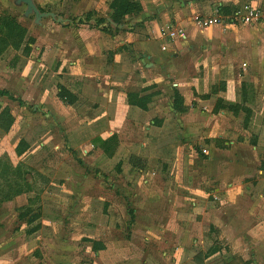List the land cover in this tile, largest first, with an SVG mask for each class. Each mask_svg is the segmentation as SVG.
<instances>
[{
	"label": "rangeland",
	"instance_id": "rangeland-1",
	"mask_svg": "<svg viewBox=\"0 0 264 264\" xmlns=\"http://www.w3.org/2000/svg\"><path fill=\"white\" fill-rule=\"evenodd\" d=\"M34 1L41 10L55 13L72 27V0L66 3L64 0ZM246 1L227 0L228 4L212 16H193L194 35L187 36L184 42L186 55L181 65L183 67L175 69L185 83L182 106L185 111L177 110L175 102L173 109L184 114V118L172 119L170 127L160 135L156 131L152 134L147 132L149 126L145 123L143 127H137L134 120L122 121L121 124L125 123V144H146V147L141 146V152L137 149L138 156L125 153L127 156L123 157L122 164H116V160L109 168L103 166L106 158L94 154V149L89 152L86 145L79 152L72 150V126L76 127V123L72 120L69 110L72 105L69 103L74 101V97H67L65 102L60 99L67 110H59L63 116L59 120L50 119L47 116L49 111L42 108L34 111V101L22 110L19 102L3 99L16 115L14 125L17 129L21 127L22 131L25 121L27 130L22 131V136L20 130L13 132L11 139L7 138L8 134L0 132V155H7L13 167H18L21 157L14 146L18 139H25L29 143H25L29 145L26 148V160L21 162L22 176L26 180H19L16 189L22 188L24 191L28 189L27 184L31 188L29 193L14 196L0 188V202L5 195L11 196V200L19 197L14 207L17 210L15 219L9 215L8 207L0 206L4 210L1 209L0 213L8 218L0 227V264H106L104 260L112 256L110 252L118 257L114 264H146L142 256L149 250L156 255L152 264H162L163 252H173L176 250L174 247L184 246L188 257L183 264H195L192 249L197 252L201 247H205L203 252H220L216 264H227V260L235 255L236 239L242 236L234 238L230 231H221L218 225L223 222L228 226L231 221L222 214L218 215V210L244 205L245 209L255 208L258 213L262 208L263 202L256 195L258 192L264 194V183L261 181L264 178V147L261 145L256 148L254 136L246 131L250 111H244L242 104H224L220 89L224 80L235 81L239 102L251 99L257 102L256 106L264 109V27L214 25L202 28L197 20L212 18L219 21L224 16H230L235 7ZM25 11V6H17L13 0H0V16L9 14L17 18L28 27L30 35L36 37L39 26L34 23L35 16L26 18ZM108 28L111 29L110 26ZM13 54L10 51L0 60L2 85L6 82L4 76L11 75L5 69L14 68L16 74L11 76L14 79L25 63V57H14ZM196 77L206 78L200 82V88L191 85ZM61 87L58 85L56 92L59 93ZM22 89L28 92L29 99L35 97L36 88L31 89L28 82H24ZM135 89L131 84L127 91L135 92ZM198 89L203 93L200 94L202 96L198 95ZM227 90L229 86H226ZM176 95L174 93V98ZM15 96L22 98V94L17 92ZM200 98L202 103L198 100ZM184 101L194 110L192 113L189 114V107L184 106ZM163 121L155 120L154 125L150 124L162 127ZM194 123L203 127L204 132L186 136L184 131L192 133L189 128ZM212 132L215 138L206 137ZM99 138L93 139L97 146L101 144L98 143L101 141ZM22 147L25 148L24 145ZM84 151L89 152L88 162L83 161ZM124 161L126 167L122 168ZM0 183L4 184V181L0 180ZM73 192L95 197L90 201L91 209L95 212L91 216L94 221L85 227L87 230L72 227ZM106 194L108 198L101 199ZM245 194L253 199L247 200ZM29 199L36 214L39 212L43 215L31 226L25 220H19V213L23 206L29 205ZM41 202L44 209L40 206ZM227 202L231 206H227ZM20 204L24 205L20 208ZM106 215L112 224L107 232L101 228L106 226ZM254 217H242L237 222L244 226L246 222L251 223ZM260 217L264 221V217ZM38 225H43L44 229L36 234H27L29 228ZM22 226L26 227V234L23 233V238H15L13 235ZM250 228L244 226L247 240L251 239ZM160 235L164 238L163 244L162 241L156 242L159 241L156 237ZM9 240H14L11 248L4 244L10 243ZM36 240H40L38 245ZM94 240L100 242L95 243ZM150 241L155 243L154 248L148 246ZM107 244L116 245L107 250ZM237 257L232 260V264H244L247 261L248 264H256L252 259Z\"/></svg>",
	"mask_w": 264,
	"mask_h": 264
},
{
	"label": "crops",
	"instance_id": "crops-1",
	"mask_svg": "<svg viewBox=\"0 0 264 264\" xmlns=\"http://www.w3.org/2000/svg\"><path fill=\"white\" fill-rule=\"evenodd\" d=\"M113 1L72 0V27L69 26L65 19H63L64 23H59L51 17H44L39 24L34 22L39 26L38 31H36L37 34H35L36 37L30 35L31 33L27 27L28 37L36 39V44L31 45L32 50L28 56L24 54V49L15 51L12 48L7 49L0 56L1 60L5 54L13 51L14 57H25V63L14 79L11 78L12 75L16 74L14 68H9L10 70L5 69V71L8 70L11 73L9 77L4 76L6 78L5 85L1 84L3 73L0 71V90H8L14 96L16 92L22 94L21 100L24 102L20 106L22 110L26 109V105L28 106L34 101L36 102L34 111H40L42 108L49 111L47 116L50 119L52 117L59 120L63 118L62 112L59 110L64 109L66 111L67 109L58 97L56 87L61 85L73 95L74 103L72 106H69V110L72 112V120L76 123V127L72 126V139L74 141V145H72L74 149L72 148V150L79 152L84 145L88 147L87 150L89 152L91 149H94V154L106 158L105 160L107 161L103 166L107 168L116 160V164H122L123 157H126L127 154L137 155V149L138 152H141V146L146 147V144L137 146L135 144L127 145L124 143L123 135L125 132L123 129L125 127L123 126L125 123L121 124L122 121L134 120L137 127H143V123H145L149 126L146 129L147 132L152 134V132L156 131L155 133L160 135L170 127L172 119L184 118V114L176 110L175 112L173 109V102L176 99V97L174 98V93L185 100L183 89L185 83L178 76L175 69L183 67L181 65L184 64V56L186 55L184 53V42L187 36L194 35L193 16L196 14L206 15V17L212 16L217 10L219 12V10H222L228 4L226 3L227 0H216L215 2L214 0H130L139 5L140 11L124 15L122 19L124 23L116 24L112 18L113 10L111 9V4ZM254 1L256 0H247L245 3H240L233 11ZM66 2L67 0H64V3ZM100 19L104 22L100 26H97V21ZM108 26L111 28L109 31H102L103 27ZM258 27L264 26L252 28ZM172 33H175V36H172ZM19 52L21 54L18 55ZM203 63L205 64V61ZM19 80H21L23 86H21ZM205 80L206 78L204 77L193 78L191 85L200 88V82ZM24 82H28L31 89L36 88L33 99H29L28 92L22 89L24 88ZM224 82H227L229 90L223 92V95L220 96L223 99V103H230L228 105L242 104L245 108L249 109L250 122L246 131L250 136H254L256 148L261 145L264 147V109L256 106L257 102L251 99L239 102L235 81L224 80ZM131 84L136 88L135 90H140L141 97L151 98L146 111L129 104L127 96L129 91L127 90ZM213 86L211 89H213ZM197 93L198 95L203 94L200 89L197 90ZM210 93H212V90ZM5 98L12 101L8 97L0 96V106L2 107L0 113L4 108L9 107L7 102L3 101ZM198 100L200 103L203 102L201 98ZM166 101L167 103L165 104ZM184 103V106L188 108L189 104L185 101ZM200 103L198 106H200ZM9 108L16 121L13 109ZM188 111L190 114L194 110L189 107ZM24 118L27 119V116L24 115ZM155 120H164L163 126H151L150 123L154 125ZM23 123H26V125L22 131H25L27 130V122L23 121ZM198 125V123H194L189 128L193 132L187 133V131H184V134L186 136L201 135L204 130L203 127H199ZM18 130H20V136H22L21 127L17 129L14 124L8 132L0 128V132L8 134L7 138L9 139H11L12 133ZM213 133L206 137L215 138L216 136ZM97 136L104 141L109 140L113 136L117 137L115 143H113L114 150L113 148H111L112 150L109 148L112 153L114 151L112 156H109L102 148L93 144L92 140ZM220 137L218 136V138ZM22 140L27 142L25 139H18L14 149L17 148ZM96 148H98V152H96ZM88 151H84L86 154L85 156L82 155L84 156L83 161L88 162L90 156ZM27 152L20 156V164H23L21 163L23 161L25 162ZM86 165L90 166L89 164ZM125 167L124 161L122 168ZM261 181L264 183V178ZM255 187L258 188L257 186ZM258 193L256 197L259 196V201L262 200L263 202L262 208L258 213L255 208L245 209L244 205H236V208L218 210V215L222 214V216L226 217V220L231 221L228 226L223 222L220 223L218 226L221 231L223 233L225 229L230 231L234 235V238L239 237V235L242 236L236 239L238 244H234L236 246L234 247L235 255L227 260V264L231 263L235 256L243 257L245 260L252 259L256 264H264V221L260 217L261 215L264 217V194L262 192ZM107 198L108 194L104 195L101 199L105 200ZM120 198L123 199L122 196ZM245 198L247 200L253 199L249 198L248 194H245ZM92 199L94 200L95 197L91 198V195L83 192L72 193V227L74 229L87 230L85 227L94 221L91 217L95 213L91 209L92 204H90V201ZM18 201L19 197L9 202H2L0 206L3 205L4 208L8 207L9 215L14 216L17 214V210L14 208L15 202ZM42 202L40 206L43 208ZM23 205L20 204V208ZM227 206H231V204L227 202ZM111 207L113 208L114 204ZM1 209L4 211L3 208ZM249 216L255 217L251 223L246 222L245 224L247 227H251L249 232L251 233V239L247 240L244 237L245 233H247L244 229L245 225L240 226L237 221L242 220V217ZM105 218L106 226L101 228L107 232L111 229L110 225L112 224L108 222L107 215ZM7 219L4 217V213H0L1 228V225ZM43 225H41L40 230L44 227ZM25 226H22L13 236L15 238L17 236L23 238V233L26 234ZM101 228L100 230H102ZM26 237H33V235ZM156 239H159L156 242L162 241L161 243H164V238L161 235L157 236ZM39 241H35L36 245H38ZM8 242L10 243L5 242L4 244L9 245V248H11L10 246L13 245L14 240H9ZM28 242L31 243L29 240ZM150 242L148 246L154 248L155 243ZM115 245L107 244V250L114 248ZM185 247H174L176 250L173 252H163L164 258H162L161 263L166 264L172 261L174 264H183L188 257L185 254ZM204 248L201 247L197 252L192 249L195 253L192 259L198 253L203 252ZM8 252L10 254L11 249ZM110 254L112 256L104 260L106 264H114L118 260L116 255L112 252ZM219 255L220 252H216L207 258L204 264H216L219 262L217 261ZM133 256L136 257V255ZM142 257L146 259V264H152L156 255L152 253V250H149ZM220 264L225 263L222 262Z\"/></svg>",
	"mask_w": 264,
	"mask_h": 264
},
{
	"label": "trees",
	"instance_id": "trees-1",
	"mask_svg": "<svg viewBox=\"0 0 264 264\" xmlns=\"http://www.w3.org/2000/svg\"><path fill=\"white\" fill-rule=\"evenodd\" d=\"M111 9L113 10L112 18L117 24H122V21H123L122 19L124 15L130 12L140 11L139 5L137 3L131 2L130 0H114L111 4ZM40 11L45 12L41 9ZM103 22L104 21L102 19L98 20L97 26H100ZM102 31L107 32L109 31V28L103 27ZM32 44H35L34 38L28 37V29L23 24H21L17 20V18H14L13 16L9 14H4L3 16H0V56L9 48H12L15 51H20L24 49V54L28 56L32 50V47H31ZM222 85L223 86L220 89V91L225 92L227 82H223ZM140 94H141L140 90L135 91V92L129 91L127 93L129 104L131 106L138 107L143 111H146L148 109V104L150 103L151 98L141 97ZM0 96L8 97L12 101L19 102L20 105L24 104V102L20 98L15 97L8 90H0ZM206 96L207 95H205L204 97ZM58 97L65 102V99L67 97H73V95L65 87H61L60 92L58 93ZM73 103L74 101H71L69 104L72 105ZM182 106H183V98L177 94L176 99H175V107L179 111H185V108ZM1 109L2 107L0 106V110ZM245 110L249 113V109L245 108L244 111ZM14 122H15V118L12 116L10 108L9 107L4 108L0 113V128H2L5 132H8L11 126L14 124ZM100 139L101 141L98 142L99 144L101 143L99 147L102 148L106 154H108L109 156H112L114 154V151L112 153L111 148H113L114 150L113 143H115L117 137L113 136L107 141L102 140V138H99L98 140ZM25 143H26L25 141H21L19 145L17 146V148L15 149L18 156H22L28 150L26 148H29L28 147L29 145ZM95 143L96 141L93 140V144ZM23 145L25 146V148L22 147ZM133 158L134 157H132V159ZM78 162L82 164V161L80 159H78ZM22 165L23 164H20L18 167H13L10 161V158L7 155H5L4 157H0V180L4 181V184L0 183V188H2V191H5L6 194L9 193L12 196H14L17 194L19 195L23 193H29V189L31 188V185L29 187L28 184H27L28 189H24V191L22 190V188L16 189V186L19 180H22V181L26 180L25 177L22 176V172H21ZM13 188L15 191L14 194H12ZM5 196L2 197V200L0 203L5 202V201H10L12 199L11 196H7V197ZM33 208L34 206L31 205V199H29V205L24 206L21 209V212L19 215V219L25 220L28 226H31V224L34 221L40 220V217H42L41 213L37 212L38 214H36V210ZM40 228H41V225L32 227L31 229L29 228L27 230V234L29 235L34 234L35 232L40 230ZM215 253H216L215 250L214 251L210 250L209 252H206V253L200 252L196 256H194L193 262L195 264H204L205 260ZM228 264H232V263H228ZM244 264H248V263H244Z\"/></svg>",
	"mask_w": 264,
	"mask_h": 264
},
{
	"label": "built area",
	"instance_id": "built-area-1",
	"mask_svg": "<svg viewBox=\"0 0 264 264\" xmlns=\"http://www.w3.org/2000/svg\"><path fill=\"white\" fill-rule=\"evenodd\" d=\"M198 25L202 28H209L214 25H226L229 27L237 26H264V0H256L251 3H247L237 10H235L230 16L222 17L219 21L212 18H202L197 20ZM181 34H183L181 32ZM175 36V33L171 34Z\"/></svg>",
	"mask_w": 264,
	"mask_h": 264
},
{
	"label": "water",
	"instance_id": "water-1",
	"mask_svg": "<svg viewBox=\"0 0 264 264\" xmlns=\"http://www.w3.org/2000/svg\"><path fill=\"white\" fill-rule=\"evenodd\" d=\"M17 6H25L26 11L24 13L25 17L35 16V23L39 24L44 17H51L59 23H64L62 18H57L55 13H43L40 11L34 0H13Z\"/></svg>",
	"mask_w": 264,
	"mask_h": 264
}]
</instances>
